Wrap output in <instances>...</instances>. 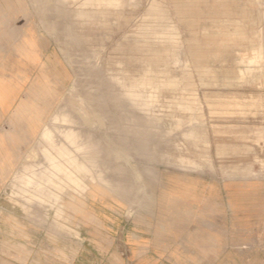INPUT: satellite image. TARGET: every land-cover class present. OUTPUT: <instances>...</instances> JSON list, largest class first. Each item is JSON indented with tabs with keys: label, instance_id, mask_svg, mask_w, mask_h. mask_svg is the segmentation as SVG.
Listing matches in <instances>:
<instances>
[{
	"label": "rangeland",
	"instance_id": "obj_1",
	"mask_svg": "<svg viewBox=\"0 0 264 264\" xmlns=\"http://www.w3.org/2000/svg\"><path fill=\"white\" fill-rule=\"evenodd\" d=\"M90 67L147 119L140 207L58 132ZM0 264H264V0H0Z\"/></svg>",
	"mask_w": 264,
	"mask_h": 264
},
{
	"label": "bare ground",
	"instance_id": "obj_2",
	"mask_svg": "<svg viewBox=\"0 0 264 264\" xmlns=\"http://www.w3.org/2000/svg\"><path fill=\"white\" fill-rule=\"evenodd\" d=\"M39 5L41 12L44 11L45 1ZM55 13L59 11L55 10ZM62 32L64 38L72 41L68 24L63 23ZM80 79H84L86 95L76 97L74 101H64L59 109L61 120L82 126L83 131L58 132L81 156L84 167L93 174L96 182L109 193L125 200L131 209L140 207L148 195L141 181L142 173L148 171L144 165H147L146 160L151 159V155L145 156L142 150L147 142V119L132 110L133 100L125 110L129 114L128 121L133 125L120 124L98 101L99 84L94 68L81 72Z\"/></svg>",
	"mask_w": 264,
	"mask_h": 264
}]
</instances>
